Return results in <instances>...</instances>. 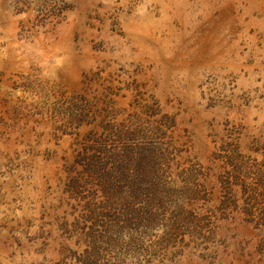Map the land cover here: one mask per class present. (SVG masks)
Segmentation results:
<instances>
[{"label":"rangeland","instance_id":"1","mask_svg":"<svg viewBox=\"0 0 264 264\" xmlns=\"http://www.w3.org/2000/svg\"><path fill=\"white\" fill-rule=\"evenodd\" d=\"M0 264H264V0H0Z\"/></svg>","mask_w":264,"mask_h":264},{"label":"trees","instance_id":"2","mask_svg":"<svg viewBox=\"0 0 264 264\" xmlns=\"http://www.w3.org/2000/svg\"><path fill=\"white\" fill-rule=\"evenodd\" d=\"M146 188L147 189H151L152 188V184L151 181H146ZM139 209H125L123 212L119 213L118 215V219H117V224L118 223H122V225H120L119 227L121 228H127L130 225H132L135 221L138 220L139 216Z\"/></svg>","mask_w":264,"mask_h":264}]
</instances>
